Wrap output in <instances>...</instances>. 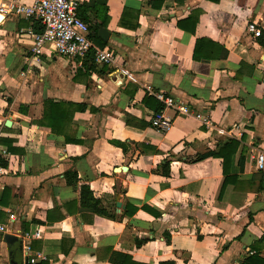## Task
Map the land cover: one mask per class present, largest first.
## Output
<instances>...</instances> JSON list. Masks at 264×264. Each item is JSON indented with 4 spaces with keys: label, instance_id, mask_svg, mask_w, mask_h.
<instances>
[{
    "label": "crops",
    "instance_id": "0c3cea01",
    "mask_svg": "<svg viewBox=\"0 0 264 264\" xmlns=\"http://www.w3.org/2000/svg\"><path fill=\"white\" fill-rule=\"evenodd\" d=\"M99 1L93 51L113 66L33 55L37 24L0 17V140L19 151L0 145V264L5 235L19 264H264V49L248 30L264 31V0ZM158 93L186 108L163 112V134ZM47 101L67 109L56 132L38 124ZM229 140L226 180L204 156Z\"/></svg>",
    "mask_w": 264,
    "mask_h": 264
},
{
    "label": "built area",
    "instance_id": "2783aa9c",
    "mask_svg": "<svg viewBox=\"0 0 264 264\" xmlns=\"http://www.w3.org/2000/svg\"><path fill=\"white\" fill-rule=\"evenodd\" d=\"M79 3L76 0H35L26 5L20 0H6L0 3V17L13 15L17 18L38 24L40 33H30L31 53L41 55L44 47L62 58L82 60L93 50L89 40L88 26L78 17ZM248 30L256 37L259 31L250 25ZM94 61L99 65L113 66L116 56L110 49H94ZM156 99L162 105V111L151 120V128L159 134L166 133L171 127L172 121L165 117L163 112L174 109L186 113V108L181 103L175 102L170 97L158 93ZM194 118L202 125L209 128V120L202 115L196 114ZM256 169L264 172V151H258L255 155ZM7 232L6 226L0 224V235ZM38 238L39 232L33 234ZM34 260H29L34 264Z\"/></svg>",
    "mask_w": 264,
    "mask_h": 264
},
{
    "label": "trees",
    "instance_id": "16d2710c",
    "mask_svg": "<svg viewBox=\"0 0 264 264\" xmlns=\"http://www.w3.org/2000/svg\"><path fill=\"white\" fill-rule=\"evenodd\" d=\"M78 17L88 26L89 40L91 42H94V44L99 42V40L96 37V33L100 28H105L106 22H107V8H106L105 2L96 0V1L90 2L89 4H83L82 6H79ZM98 19L100 20V24L95 22ZM37 26L39 27V30L36 32L40 33L41 27L38 24ZM203 43L204 41L199 40L195 44V49H194V54H193V57L195 60L200 59L198 55V50L200 48L199 46L202 45ZM256 43L260 46V48L264 49V31L259 32V35L256 37ZM100 45H103V44H100ZM93 54H94V51L91 50L85 57L89 59L91 64L94 63ZM157 107L158 109H160V106H157ZM75 109H79V108L76 107L72 109L68 115V119L71 118L72 113L75 111ZM66 113H67V109L63 104L61 103L55 104V103H52L51 101H47L44 103L43 117L38 124L40 126L49 127L52 132H56L55 126L57 125V123L59 125V123H61L62 120L67 118ZM0 145L5 146L6 152L8 154L19 153L18 150L12 148L10 142H5V141L0 140ZM237 147H238V142L229 140V141H226L216 152L208 153L207 155L204 156V157H214V158L221 160L222 172H223L224 177H226V180L228 176L231 158L235 154ZM167 164L168 163L166 162L164 166L162 167L164 169L163 173L166 176L168 175ZM6 166H7L6 163L0 159V168H6ZM64 178L67 184H72L76 180V176H74L73 174H69V173H65ZM226 180L224 181V184ZM97 212L99 213V211ZM251 261L253 263L255 262V259H251ZM247 262H249V260ZM43 264H46V263H43Z\"/></svg>",
    "mask_w": 264,
    "mask_h": 264
},
{
    "label": "water",
    "instance_id": "95a60500",
    "mask_svg": "<svg viewBox=\"0 0 264 264\" xmlns=\"http://www.w3.org/2000/svg\"><path fill=\"white\" fill-rule=\"evenodd\" d=\"M97 35L99 36L100 39H102L104 42L107 41L108 39V33L106 31H104L103 29H99L97 31ZM10 123L6 122L5 126H9ZM120 205L117 204V207H119ZM4 242L7 246V250H8V257H9V261L8 264H19L15 261V252L14 250L11 249L12 245L17 243L18 245V252L21 253V241H19L16 237L13 236H9V235H5L4 236Z\"/></svg>",
    "mask_w": 264,
    "mask_h": 264
}]
</instances>
